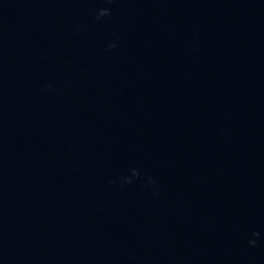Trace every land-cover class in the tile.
<instances>
[{"label":"water","instance_id":"water-1","mask_svg":"<svg viewBox=\"0 0 264 264\" xmlns=\"http://www.w3.org/2000/svg\"><path fill=\"white\" fill-rule=\"evenodd\" d=\"M0 264H264V0H0Z\"/></svg>","mask_w":264,"mask_h":264},{"label":"clouds","instance_id":"clouds-1","mask_svg":"<svg viewBox=\"0 0 264 264\" xmlns=\"http://www.w3.org/2000/svg\"><path fill=\"white\" fill-rule=\"evenodd\" d=\"M109 2H111V0H109ZM110 15H111L110 9L105 7V8H101V9L98 10L96 18L100 19L101 17L110 16ZM114 47H116L115 43H110L109 44V48H114ZM132 173H133V176H139V172H138L137 169H133ZM124 179L127 180V182L131 183V178L125 177ZM253 235L254 236H259V233L258 232H254ZM249 244L255 245L256 241L255 240H249Z\"/></svg>","mask_w":264,"mask_h":264}]
</instances>
